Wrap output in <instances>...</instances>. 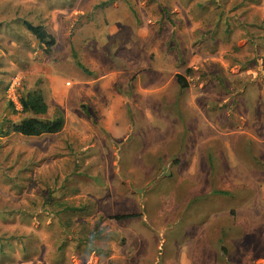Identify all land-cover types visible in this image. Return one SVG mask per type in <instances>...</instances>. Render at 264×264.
<instances>
[{"label": "rangeland", "instance_id": "1", "mask_svg": "<svg viewBox=\"0 0 264 264\" xmlns=\"http://www.w3.org/2000/svg\"><path fill=\"white\" fill-rule=\"evenodd\" d=\"M0 264H264V0H0Z\"/></svg>", "mask_w": 264, "mask_h": 264}, {"label": "trees", "instance_id": "2", "mask_svg": "<svg viewBox=\"0 0 264 264\" xmlns=\"http://www.w3.org/2000/svg\"><path fill=\"white\" fill-rule=\"evenodd\" d=\"M23 26L39 41L47 55H50L57 44L56 38L43 25H36L30 21L24 20ZM81 68L83 66L78 64ZM179 85L186 89L188 84L184 76L178 75ZM11 107L15 109L11 102ZM20 104L22 112L31 114L32 117L25 119L19 124H15L12 128H8L3 136L10 134H18L26 138L41 137L45 135H55L61 133L65 128V118L63 115H57L53 120L38 119L37 116L47 115L49 106L45 100L43 91L40 89L30 92L26 97L21 98ZM131 215L113 216V220H125L131 218Z\"/></svg>", "mask_w": 264, "mask_h": 264}, {"label": "crops", "instance_id": "3", "mask_svg": "<svg viewBox=\"0 0 264 264\" xmlns=\"http://www.w3.org/2000/svg\"><path fill=\"white\" fill-rule=\"evenodd\" d=\"M80 120H82L81 122H82V124L84 123V122H86L87 123V126H89V121H88V117L86 118L84 115H83V117H78L77 118V122L79 123L80 122ZM80 122V123H81Z\"/></svg>", "mask_w": 264, "mask_h": 264}]
</instances>
